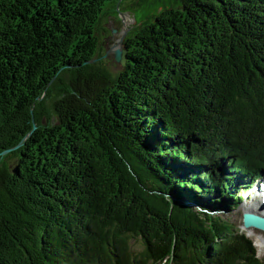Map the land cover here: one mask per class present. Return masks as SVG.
I'll list each match as a JSON object with an SVG mask.
<instances>
[{
    "label": "trees",
    "instance_id": "16d2710c",
    "mask_svg": "<svg viewBox=\"0 0 264 264\" xmlns=\"http://www.w3.org/2000/svg\"><path fill=\"white\" fill-rule=\"evenodd\" d=\"M170 1L112 75L124 0H0V264H264V0Z\"/></svg>",
    "mask_w": 264,
    "mask_h": 264
},
{
    "label": "rangeland",
    "instance_id": "374dc122",
    "mask_svg": "<svg viewBox=\"0 0 264 264\" xmlns=\"http://www.w3.org/2000/svg\"><path fill=\"white\" fill-rule=\"evenodd\" d=\"M170 3V0H124L117 9H114V5H110L98 28L100 51L94 64L98 63L105 66L112 75H117L122 69L123 61L121 63L116 62L114 51L123 49L124 53L126 39L131 37L142 26L148 16L156 14L160 8L170 6ZM124 15H127V17H124ZM114 30L116 33H113ZM123 37H125L123 44H120ZM257 183L250 188L251 190L245 191L246 195L238 210L222 215V218L230 219L237 229L246 234L247 237L249 236L248 238L255 244L258 258L262 260L264 259V244L258 238L264 240V232L255 229V232L253 231L255 236L251 238V234L248 235V231L244 230L242 226V217L245 212H248L246 211L248 205L253 206L256 204V206L264 207V198L262 200L256 198L258 195L257 188L259 187L260 189V186L261 188L264 187V180L258 185ZM246 199L247 201H245ZM257 200H260L258 202L259 205ZM133 248L134 250H139L140 243H134Z\"/></svg>",
    "mask_w": 264,
    "mask_h": 264
},
{
    "label": "water",
    "instance_id": "95a60500",
    "mask_svg": "<svg viewBox=\"0 0 264 264\" xmlns=\"http://www.w3.org/2000/svg\"><path fill=\"white\" fill-rule=\"evenodd\" d=\"M113 33H116V31L114 30ZM124 38L125 37H123L120 44H123ZM114 56H115L116 62L121 63L123 61V49L114 51ZM35 129H36V127L34 126L33 131ZM18 147L14 148V149L7 150V151L3 152L2 155H6V154L10 153L13 150L17 149ZM257 211L259 214L252 213V212H245L243 214L242 226H243L244 230L256 229L260 232H264V207L260 206L259 210H257ZM257 211H255V212H257Z\"/></svg>",
    "mask_w": 264,
    "mask_h": 264
},
{
    "label": "bare ground",
    "instance_id": "6f19581e",
    "mask_svg": "<svg viewBox=\"0 0 264 264\" xmlns=\"http://www.w3.org/2000/svg\"><path fill=\"white\" fill-rule=\"evenodd\" d=\"M124 17H127V15H124ZM257 189H258V190H257L258 195L256 196V198H259V199L264 198V187L261 188V186H260V189H259V187H258ZM257 210H259V209L256 207V204L253 205V206L248 205V206H247V209H246V211H248V212H252V213L259 214ZM255 211H257V212H255ZM261 212H262V211H261ZM247 231H248V235L251 234V235H250L251 238H252V236H253V237L255 236V234L253 233V231L255 232V229H249V230H247ZM248 237H249V236H248ZM258 239H259V241H260L262 244H264V240H262V239H260V238H258ZM258 239H257V240H258Z\"/></svg>",
    "mask_w": 264,
    "mask_h": 264
}]
</instances>
